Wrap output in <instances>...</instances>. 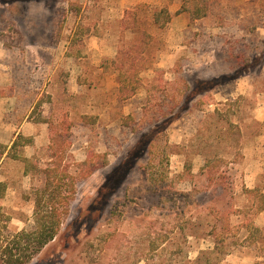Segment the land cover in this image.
<instances>
[{"label": "rangeland", "instance_id": "rangeland-1", "mask_svg": "<svg viewBox=\"0 0 264 264\" xmlns=\"http://www.w3.org/2000/svg\"><path fill=\"white\" fill-rule=\"evenodd\" d=\"M187 1L0 0V241L66 210L29 264H264V0Z\"/></svg>", "mask_w": 264, "mask_h": 264}, {"label": "trees", "instance_id": "trees-1", "mask_svg": "<svg viewBox=\"0 0 264 264\" xmlns=\"http://www.w3.org/2000/svg\"><path fill=\"white\" fill-rule=\"evenodd\" d=\"M187 2L189 5L186 8H183V10L189 14L191 21L199 20L207 16L208 0H188ZM162 18H165L168 22L171 19V16L168 11L161 9L155 14L154 22L158 24ZM122 83L124 82L120 81V84ZM207 83L212 84L211 86L208 84L207 90H210L220 83V79L215 81L211 80L210 82L207 81ZM146 144L147 142H139L124 162H122L106 178L103 185L98 189L97 196L88 205L87 211H102L108 199L115 192L119 184L128 174V171L134 165L135 160L144 151ZM56 192H53L52 190L50 192H46L48 195L47 198L45 195L36 197L34 224L31 230H21L20 232H17L14 236L15 239L10 242L5 241L4 239L0 241V264H29L36 254H38L47 244L55 239L60 230L63 216L66 212V210L64 211L63 209L59 210L60 208H58L59 206L57 202L54 201L56 197L54 194L58 195V192ZM248 192L254 191L248 190ZM4 193L5 185L0 182V231L6 225L1 208V201L4 197ZM41 194H44V192H41ZM258 195L261 199V204L257 209L260 211L264 209V194L259 193ZM249 226L251 228L253 227L252 229L254 232L261 234V231L254 227L251 223H249ZM10 243L11 245L9 246ZM192 264H198V258L195 259Z\"/></svg>", "mask_w": 264, "mask_h": 264}]
</instances>
